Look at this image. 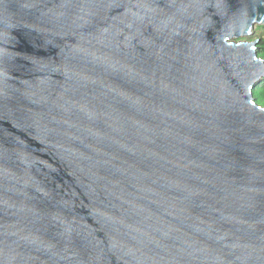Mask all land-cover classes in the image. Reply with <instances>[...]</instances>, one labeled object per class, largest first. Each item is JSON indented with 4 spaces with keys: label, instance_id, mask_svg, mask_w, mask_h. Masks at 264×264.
Wrapping results in <instances>:
<instances>
[{
    "label": "water",
    "instance_id": "water-1",
    "mask_svg": "<svg viewBox=\"0 0 264 264\" xmlns=\"http://www.w3.org/2000/svg\"><path fill=\"white\" fill-rule=\"evenodd\" d=\"M264 0H0V264H264Z\"/></svg>",
    "mask_w": 264,
    "mask_h": 264
},
{
    "label": "rangeland",
    "instance_id": "rangeland-1",
    "mask_svg": "<svg viewBox=\"0 0 264 264\" xmlns=\"http://www.w3.org/2000/svg\"><path fill=\"white\" fill-rule=\"evenodd\" d=\"M240 40H260L257 43V53L260 57L264 58V24L256 25L252 35L240 38ZM255 97L260 98L261 103L264 105V79L256 83Z\"/></svg>",
    "mask_w": 264,
    "mask_h": 264
},
{
    "label": "trees",
    "instance_id": "trees-1",
    "mask_svg": "<svg viewBox=\"0 0 264 264\" xmlns=\"http://www.w3.org/2000/svg\"><path fill=\"white\" fill-rule=\"evenodd\" d=\"M260 99V98H259Z\"/></svg>",
    "mask_w": 264,
    "mask_h": 264
}]
</instances>
